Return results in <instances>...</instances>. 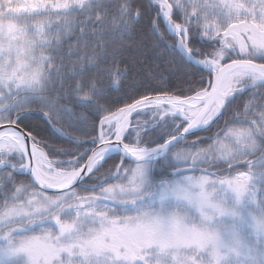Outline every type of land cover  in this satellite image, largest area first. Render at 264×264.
Instances as JSON below:
<instances>
[{
    "label": "snow or ice",
    "instance_id": "1",
    "mask_svg": "<svg viewBox=\"0 0 264 264\" xmlns=\"http://www.w3.org/2000/svg\"><path fill=\"white\" fill-rule=\"evenodd\" d=\"M146 13L190 71L114 99ZM0 264H264V0H0Z\"/></svg>",
    "mask_w": 264,
    "mask_h": 264
},
{
    "label": "trees",
    "instance_id": "2",
    "mask_svg": "<svg viewBox=\"0 0 264 264\" xmlns=\"http://www.w3.org/2000/svg\"><path fill=\"white\" fill-rule=\"evenodd\" d=\"M143 2L147 5L148 0H143ZM73 15L77 18L80 17L78 12L73 13ZM117 26L119 25L117 24ZM121 35L124 37L126 44L134 46L130 51L121 53L122 56L127 58L125 64L129 67L130 72L124 81L121 91L112 93L114 99H118L124 89H132L134 85L138 87L139 83L149 81V78L150 82L154 86L161 84L165 87H172L180 80L187 78L185 73L190 71V68L184 66L179 58H176L173 63L169 64L168 61L172 59V54L164 50L162 45L160 47H156L158 41L156 37L152 35L149 25V14L146 13L138 22L129 25V27L126 29V34L121 33ZM105 39H107V37H105ZM68 43H75L74 37L66 41L64 46L67 47ZM160 51H164V55L162 58H157L156 53ZM123 66L125 65H121V67ZM69 67H71V65H69ZM161 75L166 78L167 84H163V82L160 80ZM68 83H70V81ZM52 86L53 83H50L49 87ZM65 86L67 87V83ZM55 94L56 93L54 92L49 93V95ZM59 104L62 107L70 109L74 117L79 118L81 116L91 115L86 108L77 105L71 95L65 94V98L61 99ZM37 108V104L32 105L33 110H36ZM44 111H47V109ZM33 120L37 124L38 130L42 134L47 135L49 143L56 146L65 145V141L52 130V128L49 126V122L40 114L39 111H35ZM55 123L57 128H61L69 133L72 132V129L67 127L64 119H58L55 121ZM212 131H216V128L214 127ZM198 135L207 136L210 135V133L200 132ZM118 161V157H113V159H110L100 170L98 175L107 174L109 169L114 171V165L117 164Z\"/></svg>",
    "mask_w": 264,
    "mask_h": 264
},
{
    "label": "rangeland",
    "instance_id": "3",
    "mask_svg": "<svg viewBox=\"0 0 264 264\" xmlns=\"http://www.w3.org/2000/svg\"><path fill=\"white\" fill-rule=\"evenodd\" d=\"M140 119H141L142 121H148V120L151 119V116H150V115H145V116L140 117ZM213 132H215V131H213ZM104 175H107V174H104ZM196 175H199V173H196ZM102 178H103V177H102Z\"/></svg>",
    "mask_w": 264,
    "mask_h": 264
},
{
    "label": "water",
    "instance_id": "4",
    "mask_svg": "<svg viewBox=\"0 0 264 264\" xmlns=\"http://www.w3.org/2000/svg\"><path fill=\"white\" fill-rule=\"evenodd\" d=\"M154 146V145H153Z\"/></svg>",
    "mask_w": 264,
    "mask_h": 264
}]
</instances>
